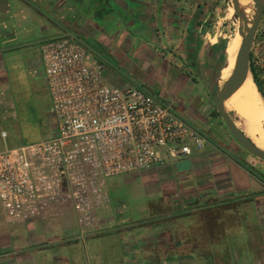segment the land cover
Returning <instances> with one entry per match:
<instances>
[{"label": "crops", "instance_id": "crops-1", "mask_svg": "<svg viewBox=\"0 0 264 264\" xmlns=\"http://www.w3.org/2000/svg\"><path fill=\"white\" fill-rule=\"evenodd\" d=\"M221 3L0 0L2 106L12 105L19 83L27 78L44 76L48 88L42 43L69 33L85 46L90 62L104 65L111 85L118 82L112 60L125 65L128 59L136 68L146 64L151 82H161V89L152 88L148 75L128 85L171 103L208 136L204 148L190 156L135 172L173 185L158 203L162 211L151 202L148 217L132 219L124 215L123 205L111 202L99 212L101 230L84 243L75 238L77 220L71 206L25 222H9L0 215V264H241L242 240L249 242L251 264H264V160L237 143L213 101L220 77H228L230 57L226 37L212 18ZM252 51L264 90V16ZM243 210L258 215L248 238L237 232ZM207 241L220 243L210 247Z\"/></svg>", "mask_w": 264, "mask_h": 264}, {"label": "built area", "instance_id": "built-area-1", "mask_svg": "<svg viewBox=\"0 0 264 264\" xmlns=\"http://www.w3.org/2000/svg\"><path fill=\"white\" fill-rule=\"evenodd\" d=\"M55 133L0 151V203L9 222L71 206L79 242L101 230L109 178L154 168L202 150L208 136L169 102L138 88L107 83L72 34L42 43ZM161 150V152H159Z\"/></svg>", "mask_w": 264, "mask_h": 264}, {"label": "rangeland", "instance_id": "rangeland-1", "mask_svg": "<svg viewBox=\"0 0 264 264\" xmlns=\"http://www.w3.org/2000/svg\"><path fill=\"white\" fill-rule=\"evenodd\" d=\"M229 1L230 0H222L221 9L219 10L217 17H212L213 19L215 18L214 22H216L219 30L225 35L226 44L228 43V45L238 33L240 24L239 15L235 12L234 8H231ZM254 13L255 6L253 4V8L249 13L248 18L252 19ZM126 61L127 64L123 65L120 60H112V66L117 73L116 81H118L115 82L116 86H112L123 89L136 87L129 85L133 84L137 79H144L146 75L149 76V81L151 82V75H149L150 70L146 67V64L136 68L135 65L130 64L128 59H126ZM231 69L232 67H228L227 76H229ZM160 78V81H163V78ZM44 79V76L36 75L35 77L23 80L19 83V90H17L12 97V105L6 108L0 104V151L5 150L8 147H15L38 140L39 137H41L40 139H43L51 135L52 128L57 124V121L53 114L50 92L47 86L45 87L44 85ZM126 83V86H121ZM151 86L154 90L159 91L161 89V82H151ZM255 87L259 97L264 101L256 84ZM228 103L230 104V109L228 107L227 109L234 111V119L236 121H245V112H239L241 114L240 116V114L234 110L231 102ZM263 124L264 122L262 123V127L264 128ZM159 152H161V150H159ZM172 187L173 185L166 186L161 180H158V178L154 176L144 177L141 174L137 175L136 173L114 176L107 181L110 203L112 202L113 205H123L124 215L132 219L148 217L150 215L149 204L151 202L157 203V212L162 211L158 203L165 200V192L167 188L169 189ZM3 210L4 209L0 203L1 216L5 215V212L2 213ZM243 213H245V215L243 216L241 224L238 225L237 232L241 238H248L247 235H250L252 229L255 228L253 226H257L256 219L258 218V215L254 213V210H248L247 212L243 210ZM230 223H233V221ZM255 231L256 230H254V232ZM242 242L244 246L242 245V249L240 248V262L241 264H251L254 257L251 248H248L249 242H244L242 240L241 244ZM218 243L220 242H212L208 245H210V247H216L218 246ZM228 243H230V245L231 243L233 244V240L228 238ZM223 244H225V242H221L220 245Z\"/></svg>", "mask_w": 264, "mask_h": 264}, {"label": "water", "instance_id": "water-1", "mask_svg": "<svg viewBox=\"0 0 264 264\" xmlns=\"http://www.w3.org/2000/svg\"><path fill=\"white\" fill-rule=\"evenodd\" d=\"M255 6V13L253 18L250 19L245 16L238 8L239 0H230L229 3H233L235 12L239 15L240 24L238 33L242 40L238 51L237 63L235 68L231 71L227 78L220 77L219 84L213 95L214 105L219 113L223 123L227 127L230 134L237 141V143L250 155L264 160V149L258 147L246 133L238 127L236 120L234 119L235 113L232 110H228L225 102L230 95L235 91L238 84L246 77L251 70V52L254 45V41L264 16V0H252ZM227 65V59L226 64ZM253 76V75H252Z\"/></svg>", "mask_w": 264, "mask_h": 264}, {"label": "bare ground", "instance_id": "bare-ground-1", "mask_svg": "<svg viewBox=\"0 0 264 264\" xmlns=\"http://www.w3.org/2000/svg\"><path fill=\"white\" fill-rule=\"evenodd\" d=\"M231 8H233L232 2ZM238 8L245 16H248L253 8V1L239 0ZM240 40V34L237 33L228 47L230 53L228 67H232L231 71L237 63L238 51L241 44ZM228 102H231L234 110L238 113L241 111L245 112V121L237 120L236 124L258 147L264 149V128L262 127V123L264 122V101L257 93L250 72H248L246 77L238 84L235 91L226 100V105L230 109Z\"/></svg>", "mask_w": 264, "mask_h": 264}, {"label": "trees", "instance_id": "trees-1", "mask_svg": "<svg viewBox=\"0 0 264 264\" xmlns=\"http://www.w3.org/2000/svg\"><path fill=\"white\" fill-rule=\"evenodd\" d=\"M250 63H251V70H252V78H253V81L254 83L256 84L257 88H258V91L261 93V95L263 96L264 98V90L263 88L261 87L260 85V82H259V79H258V68L257 66L255 65V60H254V54H253V51L251 52V59H250ZM245 167H247L248 169H250L251 171L254 172V169L252 167H250L249 165H247L246 163L244 164ZM223 211H221L222 213ZM227 212V211H226ZM231 215H229V213L226 214V219L228 222H230L231 220ZM214 242V241H213ZM212 242H206V245L210 244Z\"/></svg>", "mask_w": 264, "mask_h": 264}]
</instances>
